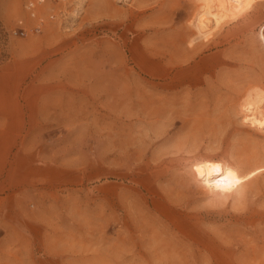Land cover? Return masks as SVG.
Segmentation results:
<instances>
[{"label":"rangeland","instance_id":"rangeland-1","mask_svg":"<svg viewBox=\"0 0 264 264\" xmlns=\"http://www.w3.org/2000/svg\"><path fill=\"white\" fill-rule=\"evenodd\" d=\"M199 5L0 0V109L24 114L0 150V264H264V177L243 213L205 215L189 171L264 164L237 113L264 95V1L205 37Z\"/></svg>","mask_w":264,"mask_h":264},{"label":"bare ground","instance_id":"bare-ground-1","mask_svg":"<svg viewBox=\"0 0 264 264\" xmlns=\"http://www.w3.org/2000/svg\"><path fill=\"white\" fill-rule=\"evenodd\" d=\"M263 1L264 0H199L200 9L194 18V27L198 37L207 36L208 33L217 29L223 22L239 18L243 13L247 12L253 4ZM263 30L264 21L257 33L264 52ZM234 110L236 111L235 108ZM237 113L240 116V124L243 125L242 127L251 128V134H260L264 137V95L258 93L248 94L246 99L238 104ZM233 114H236V112H233ZM258 159L260 158L258 157ZM189 171L191 178L196 184V188L200 195V198L198 197L200 206L204 209L205 215L229 212L228 210L243 213L246 210L248 196L252 193L250 185L254 182L256 177H264V164L254 166L247 171H242L239 165L236 164L226 163V161L222 162L216 159H202L193 162L189 167ZM233 217L236 216L233 215ZM224 243L229 245L227 240H221L218 242L219 248H223Z\"/></svg>","mask_w":264,"mask_h":264},{"label":"crops","instance_id":"crops-1","mask_svg":"<svg viewBox=\"0 0 264 264\" xmlns=\"http://www.w3.org/2000/svg\"><path fill=\"white\" fill-rule=\"evenodd\" d=\"M22 111L17 104L13 106L10 104L9 108L0 109V124L4 128V132L0 131V150L5 147L10 148L12 142L17 140L19 124L24 115Z\"/></svg>","mask_w":264,"mask_h":264},{"label":"built area","instance_id":"built-area-1","mask_svg":"<svg viewBox=\"0 0 264 264\" xmlns=\"http://www.w3.org/2000/svg\"><path fill=\"white\" fill-rule=\"evenodd\" d=\"M28 7H29L30 10H32L33 9V2H30L28 4ZM31 16H34V13L33 12H31ZM22 33H23V31H22Z\"/></svg>","mask_w":264,"mask_h":264}]
</instances>
